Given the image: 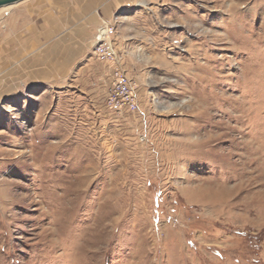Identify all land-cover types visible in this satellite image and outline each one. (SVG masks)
Masks as SVG:
<instances>
[{"label": "rangeland", "instance_id": "1", "mask_svg": "<svg viewBox=\"0 0 264 264\" xmlns=\"http://www.w3.org/2000/svg\"><path fill=\"white\" fill-rule=\"evenodd\" d=\"M107 23L136 112L71 89L83 64L0 97V264H264V0Z\"/></svg>", "mask_w": 264, "mask_h": 264}, {"label": "crops", "instance_id": "2", "mask_svg": "<svg viewBox=\"0 0 264 264\" xmlns=\"http://www.w3.org/2000/svg\"><path fill=\"white\" fill-rule=\"evenodd\" d=\"M126 1L24 0L0 9L2 100L36 83L67 82L73 64L83 65L70 88L105 97L115 63H93V58L87 63L86 59L95 54L99 29L113 20Z\"/></svg>", "mask_w": 264, "mask_h": 264}, {"label": "built area", "instance_id": "3", "mask_svg": "<svg viewBox=\"0 0 264 264\" xmlns=\"http://www.w3.org/2000/svg\"><path fill=\"white\" fill-rule=\"evenodd\" d=\"M115 37V24L104 23L99 29V40L95 48V56L99 62L113 64L118 60ZM105 109L112 114L136 112L138 109V98L132 81L120 70L113 73V82L105 100Z\"/></svg>", "mask_w": 264, "mask_h": 264}, {"label": "water", "instance_id": "4", "mask_svg": "<svg viewBox=\"0 0 264 264\" xmlns=\"http://www.w3.org/2000/svg\"><path fill=\"white\" fill-rule=\"evenodd\" d=\"M24 0H0V9L16 5Z\"/></svg>", "mask_w": 264, "mask_h": 264}]
</instances>
